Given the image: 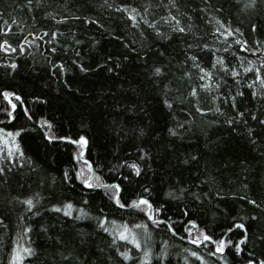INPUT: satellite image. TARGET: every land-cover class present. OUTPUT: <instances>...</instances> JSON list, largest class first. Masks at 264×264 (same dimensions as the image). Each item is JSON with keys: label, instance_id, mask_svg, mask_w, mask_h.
I'll return each mask as SVG.
<instances>
[{"label": "trees", "instance_id": "trees-1", "mask_svg": "<svg viewBox=\"0 0 264 264\" xmlns=\"http://www.w3.org/2000/svg\"><path fill=\"white\" fill-rule=\"evenodd\" d=\"M128 2L141 13L148 7L146 18L156 23L159 32L167 38L158 37L155 30L143 23L134 27L127 14L117 13L115 7L120 6L121 0H108L112 8L104 6L105 0H32L31 5L28 0H0V32L7 31L5 22L12 29L8 37L0 39L7 38L17 47L25 36L31 40L49 33L44 41H37L39 50L26 47L23 54L19 49L7 54L0 51V92L14 91L23 98L22 106L36 113L32 120L20 114L11 125L0 124L6 131L23 129L17 142L24 152V157L17 155L13 161L0 160V164L12 169L6 172V182L0 178V219L3 220L0 264H8L13 242L25 227L33 231L21 243L28 245L30 238V246L37 253L25 264H141L145 248L151 251V264H157L156 257L162 252L166 253L162 264H246L248 252L264 259V243L255 239L264 233V211L253 208L245 200L233 199L247 195L264 207V130L257 121L248 118V127L256 130L253 138L258 141L257 145L251 144L243 124L233 127L225 122L235 115L231 107L212 99L216 95L222 97L229 89L234 95L239 88L245 93L243 98H238L240 110L247 108L249 113L264 119V100H254L247 88L254 75L244 74L239 67L241 61L244 67H248V61L258 67L264 59V0H256V6L247 9L244 5L249 0H176V8L170 6L169 0ZM169 13L180 19L182 26L192 24L191 32L186 35L172 32L162 20ZM88 18L99 23H87ZM61 19L65 22L57 23ZM216 21L233 30L239 29L242 35L234 34L227 41L217 38ZM53 32L57 33L56 40L45 43ZM114 35L120 39H114ZM77 40L81 43L77 44ZM235 40L247 41L249 51H242ZM189 44L194 46L188 48ZM204 44L215 55L230 60L241 77L236 85L230 76L223 79L217 76L214 82H220L221 88L201 92L197 99L188 95L199 81L186 58L197 55L205 67H210L212 52L203 50ZM51 47H56L57 52L50 53ZM40 52L57 65L63 63L66 72L54 76L56 69L45 62ZM109 56L111 60H107ZM13 62L18 65L16 70L5 67ZM81 63L88 72L79 70L77 65ZM117 63L119 68L115 67ZM153 66L162 67L164 72L155 83L149 79ZM109 67L114 71L109 72ZM188 71L193 73L192 80L181 79ZM166 90L173 103L171 110L161 103ZM133 104L137 112L144 108L148 115L136 116L125 110ZM5 106L0 97V110ZM197 106L203 115L195 110ZM217 106L223 115L214 111ZM19 109L20 105L18 112ZM6 119L0 111V121ZM43 120L53 124L58 136L72 139L85 136L89 141L85 158L93 163L102 182L120 183L122 200L129 203L140 195L149 198L154 207L161 209L158 219L170 223L175 235L166 224L156 226L137 210L117 208L104 195V189L85 190L75 178L82 167L73 159L78 147L63 141L49 143L46 130L40 127ZM148 124L151 127L145 129L146 135L137 138L138 133L133 129ZM178 124L183 127L177 128ZM170 128L177 129L178 135H169ZM138 147L147 149L152 159L142 177L129 176L124 180L122 177L129 170L117 171L115 166L125 160L132 162ZM192 156L197 159L191 160ZM186 159L187 164L183 163ZM66 171L70 180L64 179ZM245 183L247 189L243 187ZM145 187L150 189V195L144 193ZM178 189L185 191L180 194ZM170 191H176L179 198L169 197ZM35 193L45 199L32 212L15 199L23 200ZM84 200L89 201L88 205L83 204ZM68 201L84 207L92 217H100L103 209L110 221H116V227L127 224L140 240L141 249L119 240L113 245L112 236L98 228L96 219L77 221L73 226L64 223L62 216L47 211L53 204ZM37 210L40 215H33ZM248 215H258L260 220L248 222L250 242L242 256H236L234 249H227L223 257L211 256L209 253L215 251L212 245L191 244L185 231L190 226L188 222L195 221L200 230L220 238L232 225L233 216L239 222L240 216ZM145 223L146 230L134 227ZM42 226L48 231H41ZM112 227L109 225L110 231ZM145 231L150 235L146 244ZM226 238L239 241L241 232L234 229ZM117 248L120 252L130 251L133 259L124 260ZM192 252L201 259L192 256Z\"/></svg>", "mask_w": 264, "mask_h": 264}, {"label": "snow or ice", "instance_id": "snow-or-ice-1", "mask_svg": "<svg viewBox=\"0 0 264 264\" xmlns=\"http://www.w3.org/2000/svg\"><path fill=\"white\" fill-rule=\"evenodd\" d=\"M29 5H31L32 0H28ZM169 4L172 8H176V0H169ZM105 7L112 8L113 5L108 3V0H105ZM256 6V0H249L248 3H245L244 7L247 8H254ZM115 11L117 13H125L127 14V19L131 21L132 25L134 27H140L141 23L144 25H147V27L152 28L156 31V34L160 38H167L166 34L159 32L157 24L150 21L146 18V15L148 13V7H145L143 10V13L134 6H131V4L128 2V0H121L120 6L115 7ZM203 11V9H202ZM73 19H80V17H73ZM191 19V17H189ZM164 23H167L170 27L172 32L179 33L186 35L188 32H191L192 30V24H186L182 26V21L178 19L175 15H172L169 13L168 16L162 18ZM65 20L61 19L58 20L57 23H64ZM87 23L90 24H98L99 22L97 20L88 18L86 20ZM13 24L16 23L15 20L12 22ZM216 23L219 25V27L216 28V33L219 34V37H223L225 41H227L228 37L233 36L234 34H240L239 29H231V27H225L223 23L220 21H216ZM7 26V31L0 32V37H8L11 34V26L7 25V22H5ZM103 27V25H100ZM252 30H256V26H252ZM31 35V33L29 34ZM59 35H63V33H60ZM215 35V34H214ZM49 36V33L45 32L42 36L33 37L31 40L28 38V36H25L23 41L18 44L17 47H14L10 42L9 39L3 38L0 39V51L4 53H16L19 49V52L23 54L27 48H36L39 50L40 45L37 43V41H44V37ZM57 33L53 32L51 33V39L48 41H45V43H53L56 40ZM114 39H120L119 36H113ZM236 44L241 45L242 51H249V48L247 46V41H241V40H235ZM77 44L81 43V41L77 40ZM194 45L189 44L188 48H192ZM199 47V45H196ZM260 42H257V48H259ZM228 47L224 48V51L227 52L229 50ZM203 50H207L208 52H212L211 49H209L207 44L203 45ZM50 53H56L57 48L51 47ZM218 51V50H217ZM30 55L32 53H29ZM256 52L253 51V55H255ZM41 57L45 60L46 63H49L52 65L54 69H56L55 72H53V75L63 74L66 72L65 65L63 63L57 65L53 63L48 56H45L43 52H40ZM163 55V53H161ZM76 56L79 57V52H76ZM213 58L209 61L210 67H205L201 63V57L197 55H191L188 56L186 59L187 61L191 62V68L196 70V77L199 81V83L196 86H193L191 88V91L188 93V95L192 98H199L201 92H213L214 90H219L221 88L220 82H214L216 80L217 76H220L221 79L224 77L230 76L236 85L240 84V77L241 72L237 69V67L232 66V62L230 60H225L224 57L215 55L214 52H212ZM262 56H264V53H262ZM112 58L109 56L107 60H111ZM127 59V57H125ZM107 60L105 61V64H107ZM74 64H76V61H73ZM248 67L243 66V61H241L239 67L243 68L244 74L252 73L254 75V79L247 84V88L251 90L250 95L254 100H264V59H261L259 66L257 67L256 64L253 61H248ZM79 67V70L81 72H88L89 69L86 68L82 63L77 65ZM5 67H10L12 70H16L18 65L13 62ZM97 67H104V65H98ZM116 68L120 67V64L117 63L115 65ZM109 72L114 71V68L109 67L107 69ZM215 70V71H213ZM164 75L163 69L160 66H153L151 69V73L149 76V79L152 80L153 83H155L160 77ZM187 79L189 81L193 78V73L191 71L185 72L183 77L181 79ZM225 86H227L226 80L224 81ZM257 85L259 86L257 88ZM245 93L243 91H240L239 88H237L235 94H232L231 89L224 94L222 97L219 95L213 96V101L219 100L222 104L229 105L231 109L235 112V115L228 118L225 122L229 126H238L243 124L246 127L247 135L249 138V141L253 145H257L258 141L257 139L253 138L255 134V129L252 127H248V118L252 121H257L258 124L261 126V129L264 130V119H259L257 115L251 114L248 112V109L245 108L243 111L240 110L238 98H243ZM0 97L3 98V100L6 102V106L0 110L2 111L3 115L7 118L4 121H0V124L5 125H11L13 122H15L18 119V116L22 114L27 120H32L33 117L36 115L35 111L30 112L28 108L23 107V98L20 95H17L14 91H7L4 90L0 92ZM15 101V102H14ZM183 102V101H181ZM164 107L167 109L173 108V103L168 98V91L166 90L163 94V99L161 101ZM18 105H20V109L18 112ZM126 111H132L134 115L136 116H147L148 112L146 109L141 108L139 112H137L134 104L131 106H126ZM197 112H199L201 115L204 114L203 110L197 106L195 109ZM215 112L220 113L223 115L224 113L221 112V108L217 106L214 109ZM41 128H44L46 130L45 132V138L49 143H52L54 141H63L70 145H75L78 147V152L73 157L74 160H76L77 163L82 164V167L75 173V178L79 179L81 182L82 187L85 190H91L95 191L97 189H104V195L119 209H133L137 210L138 212L145 215L148 221H150L152 224L159 226L160 224H166L165 221L158 219V214L160 213L161 209L154 207L153 203L150 201L149 198H146L144 195H140L137 197V199L132 200L130 203L126 200H122V186L120 183H112L107 184L102 182V177L97 175V170L94 168L93 163L85 158L86 150L88 149L89 141L85 136H79L78 139H72L68 136H58L53 131V124L50 123L48 120H43L40 124ZM151 125H145V127H139L137 129H133L134 133H138L137 138H142L146 135V128H150ZM183 124H178L177 128H182ZM20 131H6L4 127H0V160H7V161H13L17 155L19 157H24V152L20 147V144L17 142V137L21 136ZM169 135L171 136H177L178 132L175 128H170ZM264 155V153H262ZM152 159V154L143 147H138L136 149L135 153V159L132 160V162H128L125 160L122 164H119L115 166V169L118 171L120 168H126L129 170L128 175L123 176L122 178L124 180H128L129 176L135 177H142L145 174L146 168L149 166L148 162ZM197 157L192 156L191 160H196ZM189 161L186 159L183 161V163L187 164ZM144 165L145 167L142 168L141 165ZM23 167V164L20 165ZM12 169L10 166L6 167L5 165L0 164V178H4L6 182V172H10ZM111 171V169H110ZM64 179L70 180L71 177L69 176L68 172L66 171L64 173ZM55 181L53 180V183ZM131 182V181H130ZM243 187L245 189L248 188V185L245 183L243 184ZM144 193H147L150 195V189L145 187L143 189ZM180 194H183L185 189H178L177 190ZM196 195V194H193ZM169 197H172L174 199L179 198L176 194V191H170L168 193ZM217 197L223 202V197L217 193ZM196 198L199 199L200 197L196 195ZM241 199L245 200L249 205H251L253 208L261 209V211H264V207H262V204L258 202L256 199H250L247 195H242L239 197H233V199ZM18 200L19 203L26 205V211L32 212L34 208H36L37 205L41 203L42 199H45V197H42L39 193H35L34 195L19 200V198H15ZM89 201L84 200L83 204L88 205ZM48 212L58 214V216H62L64 223H71L73 226L75 222L82 221V220H91L96 219L97 220V226L100 228L103 232L108 233L110 236H112V243L113 245L116 244V241H123L126 244L130 243L134 246L135 249L140 250L141 249V242L139 239H137L136 233L129 228L127 224L120 225L119 227H116V221L112 220L110 221L106 215L103 214V209H100V217H92L89 215L88 212L85 211L84 207H77L73 202H60L58 204H53L50 208L47 209ZM186 214V213H185ZM35 216H39L40 212L37 210L33 213ZM260 217L258 215H248V216H240L239 222H237V217H232V225L227 228L226 232L221 233L220 238H214L213 235H209L207 232L200 230L199 226L195 221H189L188 224L189 227L185 228V231L189 235V242L191 244L196 245L197 247L201 246H207L212 245L215 249V251H211L209 255L211 256H217V254H220L221 257H223V254L227 249H234V253L236 256H242L245 254V247L250 242V236H249V227L248 222L250 221H259ZM3 223V220L0 219V224ZM109 225H112V230L110 231ZM136 229H147L148 224H136L134 226ZM166 227L169 231L173 232V235H175V231L172 227V225L166 224ZM235 230H239L241 232L242 238L239 239V241H233L232 239L226 238L228 234L232 233ZM193 230H196V234L193 235ZM33 229L31 227H25L23 229L22 233H18L16 240L13 242V245L11 247V251L9 253V262L8 264H25V261L28 260L31 257H34L37 255L36 250L30 246L31 240L29 238L28 245L22 244L21 240L24 239L25 236H27L29 233H31ZM41 231L47 232V227H41ZM150 239V235L145 231V244L147 243V240ZM255 239L258 240L260 243H264V233H259L255 236ZM117 252L121 257H123L124 260H130L133 259V257L130 255V251H123L120 252L119 248H117ZM192 256H196L197 259H201L197 255L196 252L191 253ZM166 259V253L162 252L160 256L156 257L157 264H162V261ZM152 261V254L150 249L145 248L143 251V259L141 260V264H151ZM227 264V262H226ZM246 264H264V259L257 258L253 252L247 253V261Z\"/></svg>", "mask_w": 264, "mask_h": 264}]
</instances>
